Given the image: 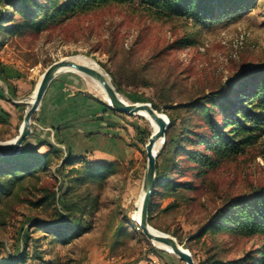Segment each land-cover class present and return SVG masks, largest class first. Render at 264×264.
I'll return each mask as SVG.
<instances>
[{"label":"rangeland","instance_id":"obj_1","mask_svg":"<svg viewBox=\"0 0 264 264\" xmlns=\"http://www.w3.org/2000/svg\"><path fill=\"white\" fill-rule=\"evenodd\" d=\"M15 4L16 0H0V15L12 16ZM213 5L209 19H186L132 0L40 30L12 33L3 23L0 70L5 79L0 74V101L7 111L0 107V142L17 136L45 70L74 56L92 62L111 85L109 73L127 72L122 85L126 93L119 96L128 104L153 102L163 115L169 105L200 102L229 84L224 96L232 98L231 90L243 83L234 81L239 72L264 67V0ZM185 37L190 42L179 44ZM83 78L87 91L114 112L115 151L123 148L128 158L86 159L90 164H107L102 179H86L84 163L77 162L64 170L36 171L18 183L11 196L0 199V264H8L9 258L13 264H185L151 243L134 220L143 193L150 124L141 116L113 110L91 79ZM38 114L33 115L31 128H37ZM183 114L194 127L199 124V109L189 108ZM39 141L41 136L35 135L30 142ZM55 148L60 153L52 156V162L59 165L66 149ZM175 161L173 181L191 186L156 189L147 215L150 228L174 238L196 264L211 259L227 262L249 253L257 256L263 237L238 236L215 225L217 211L231 199L264 186V136L202 177L196 176L195 162L186 153L177 152ZM63 220L77 227L66 228L72 233L69 240L56 235L54 224ZM43 222L54 227L48 230Z\"/></svg>","mask_w":264,"mask_h":264},{"label":"trees","instance_id":"obj_2","mask_svg":"<svg viewBox=\"0 0 264 264\" xmlns=\"http://www.w3.org/2000/svg\"><path fill=\"white\" fill-rule=\"evenodd\" d=\"M16 0V10L12 16L4 18L0 15V25L3 23L8 31L22 29L40 30L47 25L63 23L78 14L94 11L111 4H125L132 0H65L57 3L55 0ZM150 8H160L170 14L186 19H209L214 14V3L222 6L232 0H143ZM191 38H182L179 44L185 45ZM1 77L5 79L0 70ZM111 82L117 93L125 94L123 84L126 82L127 72L117 70L109 73ZM254 80H251L250 78ZM260 77V78H259ZM234 81H243L232 91V98H226L229 85L211 97H204L200 102L169 105L165 112L168 127L165 141L156 159L155 190L152 191L147 215L151 212L152 197L158 187L189 189L190 182L176 183L173 180V170L177 166L175 157L177 152L186 153L190 161L195 162L193 170L197 177L205 176L207 171L214 169L219 163L243 154L247 148L254 147L264 136V67L256 72L243 70L237 74ZM230 91V92H231ZM243 93V94H241ZM231 94V93H230ZM1 97V96H0ZM154 110L158 105L150 102ZM189 108L199 109V124L195 127L190 118L183 113ZM2 111V110H0ZM202 131V132H200ZM31 137L23 143L20 152L11 157H0V199L11 196L18 183L25 181L36 171H47L54 168L64 170L74 167L75 163L83 162L86 179H102L107 171V164H90L84 156H74L71 149H66L65 158L59 165H54L52 156H59L55 146L46 141L32 143ZM186 146H190L187 149ZM45 147L46 152L39 150ZM177 191V190H176ZM218 229L228 230L229 233L243 237L264 238V186L257 187L249 195H242L231 199L223 210L217 211ZM46 223V227L49 223ZM56 235L59 240H69L72 233L67 232L77 227L66 221L57 224ZM51 226V227H54ZM214 226V225H213ZM49 226L46 229H51ZM258 255L247 254L241 258L220 262L211 259L203 264H264L263 250ZM13 259L6 263L13 264Z\"/></svg>","mask_w":264,"mask_h":264},{"label":"crops","instance_id":"obj_3","mask_svg":"<svg viewBox=\"0 0 264 264\" xmlns=\"http://www.w3.org/2000/svg\"><path fill=\"white\" fill-rule=\"evenodd\" d=\"M83 77L65 72L50 83L37 110V128H31L28 138L33 140L40 135L43 141L70 148L74 156L86 159L112 162L127 159L123 148L115 151L118 140L114 138V112L87 91ZM0 107L7 111L1 101Z\"/></svg>","mask_w":264,"mask_h":264},{"label":"water","instance_id":"obj_4","mask_svg":"<svg viewBox=\"0 0 264 264\" xmlns=\"http://www.w3.org/2000/svg\"><path fill=\"white\" fill-rule=\"evenodd\" d=\"M65 72H76L97 81L103 87L108 98V105L112 107L113 110L127 115H139L140 113L145 112L156 123L157 130L152 132L147 144L145 145L147 163L143 177V199L140 206L138 226L143 235L151 243H157L171 248L173 253L185 264H196L190 253L182 249L174 238L162 233H153L152 228H150L147 222L148 201L156 181V158L162 146L158 151L155 150V147L159 140H162V145L164 144L165 134L168 127L167 117L154 110L150 104L126 103L107 80L106 75L98 70L97 67L93 68L74 62L71 59L61 60L50 65L41 76L40 81L35 88L34 100L25 112L23 122L19 128L17 136L12 140L0 142V157H11L20 152L23 143L31 134L32 117L38 110L50 83L57 76Z\"/></svg>","mask_w":264,"mask_h":264},{"label":"bare ground","instance_id":"obj_5","mask_svg":"<svg viewBox=\"0 0 264 264\" xmlns=\"http://www.w3.org/2000/svg\"><path fill=\"white\" fill-rule=\"evenodd\" d=\"M72 61L74 62H77V63H80V64H84V65H87V66H90V67H93V68H96V66L90 62L89 60H87L86 58H83V57H79V56H74V57H71L70 58ZM92 83H93V86L102 94L103 96V99L108 103V98H107V95L103 89V87L95 80L91 79ZM34 95H35V91L34 93L32 94V96L30 97V100L28 101L27 103V109L29 107L30 104H32L33 100H34ZM138 116H141L143 117L151 126V129L152 131L154 132L155 130H157V125L156 123L151 119V117L145 113V112H142L140 113ZM14 139V138H13ZM162 146V140H159L157 142V145L155 147V150H159ZM142 199H143V193L142 195L140 196L138 202H137V211L135 212V215H134V220L138 223L139 221V217H140V206H141V203H142ZM152 232L153 233H160L156 230H153L152 229ZM155 246L158 247V248H161L165 251H167L168 253H173V251L171 250V248L167 247V246H164V245H161V244H157L155 243Z\"/></svg>","mask_w":264,"mask_h":264}]
</instances>
